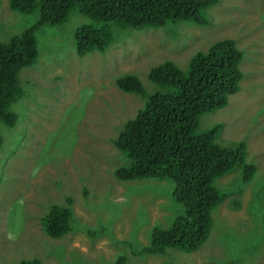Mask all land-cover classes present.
Instances as JSON below:
<instances>
[{
	"label": "rangeland",
	"instance_id": "obj_1",
	"mask_svg": "<svg viewBox=\"0 0 264 264\" xmlns=\"http://www.w3.org/2000/svg\"><path fill=\"white\" fill-rule=\"evenodd\" d=\"M205 13L204 26L183 20L133 29L72 10L62 24L41 27L34 62L18 74L23 96L11 104L17 120L0 124V264H113L118 255L125 264H264V0H217ZM35 16L0 0V41ZM82 24L107 25L112 42L76 55L73 31ZM223 38L243 53L239 89L226 105L200 114L197 128L220 124V145L243 140L255 172L241 182L235 166L214 180L226 197L211 211L198 249L133 254L152 226L168 227L184 209L166 178L114 177L128 160L113 140L143 103L115 79L129 73L146 92L160 89L146 76L151 66L170 60L184 70L194 52ZM53 203L71 213L69 231L57 238L42 226Z\"/></svg>",
	"mask_w": 264,
	"mask_h": 264
},
{
	"label": "trees",
	"instance_id": "obj_2",
	"mask_svg": "<svg viewBox=\"0 0 264 264\" xmlns=\"http://www.w3.org/2000/svg\"><path fill=\"white\" fill-rule=\"evenodd\" d=\"M216 3L217 0H8L11 10L20 14L35 12L36 16L19 33L0 41V124L12 126L17 120L11 104L23 96L18 74L34 62L36 36L42 26L62 24L72 10L94 21H115L133 29L183 20L204 26L209 18L205 9ZM112 40L105 24H82L73 31L78 56L102 52ZM242 57L234 40L223 38L203 52H194L184 70L170 60L151 66L146 76L160 89L146 92L140 80L129 73L115 79L118 89L137 95L143 103L113 140L128 160L114 170V177L166 178L173 185L172 199L184 209L168 227L152 226L149 240L140 251H195L206 240L211 211L226 197L214 180L235 166L241 182L252 178L255 165L245 159L243 140L220 145L216 142L220 124L197 128L200 114L226 105L227 97L239 89ZM70 218L67 205L53 203L42 217L43 229L50 237H60L69 231ZM123 259L118 255L113 264H124ZM19 264L41 263L31 258Z\"/></svg>",
	"mask_w": 264,
	"mask_h": 264
},
{
	"label": "clouds",
	"instance_id": "obj_3",
	"mask_svg": "<svg viewBox=\"0 0 264 264\" xmlns=\"http://www.w3.org/2000/svg\"><path fill=\"white\" fill-rule=\"evenodd\" d=\"M156 89V88H155ZM19 100V99H18ZM131 118V117H130ZM130 118H128V119H130ZM127 120V119H126ZM125 120V121H126ZM125 121H124V123H125ZM123 123V124H124ZM123 124H122V126H123ZM122 126H121V128H122ZM120 128V129H121ZM120 129L118 130V132L120 131ZM118 132H117V134H118ZM115 139V138H114ZM114 145V144H113ZM148 240H149V238H148ZM148 242V241H147ZM145 244H147V243H145ZM144 244V245H145ZM142 247V246H141ZM141 247L138 249V250H132L131 252L133 253V254H140V255H143V254H145L146 252H142V251H140V249H141ZM147 254H152V253H147ZM123 256V263L125 264V260H126V258H125V256L124 255H122Z\"/></svg>",
	"mask_w": 264,
	"mask_h": 264
}]
</instances>
